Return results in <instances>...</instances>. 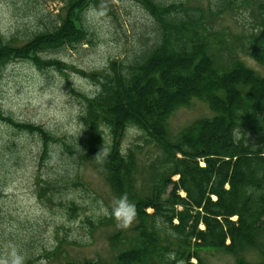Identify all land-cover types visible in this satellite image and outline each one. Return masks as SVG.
Here are the masks:
<instances>
[{
  "label": "trees",
  "instance_id": "trees-1",
  "mask_svg": "<svg viewBox=\"0 0 264 264\" xmlns=\"http://www.w3.org/2000/svg\"><path fill=\"white\" fill-rule=\"evenodd\" d=\"M133 1L150 17L151 31L127 60H112L101 72L78 71L97 91L76 94L84 133L64 146L63 153L71 165L98 161L116 198L126 196L134 206V236L111 263L65 264H206L198 255L204 251L233 256L235 264H264V76L238 58L244 54L264 67V3ZM203 1L204 6L199 4ZM61 3L55 19L21 45L15 38H0V81L6 67L17 62H28L38 71L64 72L66 66L48 55L90 43L82 16L102 2ZM253 6L260 22L246 36L229 42L224 31L214 28L227 11ZM192 100L204 102L211 117L193 121L171 138L169 118ZM0 121L39 137L41 164L48 145L58 141L43 127L15 123L1 112ZM128 130L161 153L145 195L136 189L139 148L123 152L121 147ZM58 178L50 176L40 195L65 189L68 180ZM71 209H76L73 204ZM126 240L118 232L109 243ZM249 249L258 252L256 262L241 256Z\"/></svg>",
  "mask_w": 264,
  "mask_h": 264
},
{
  "label": "rangeland",
  "instance_id": "rangeland-1",
  "mask_svg": "<svg viewBox=\"0 0 264 264\" xmlns=\"http://www.w3.org/2000/svg\"><path fill=\"white\" fill-rule=\"evenodd\" d=\"M100 1L102 6L92 7L82 16L90 43L47 54L66 66L64 72L38 71L28 62H17L6 67L0 81V112L15 123L41 126L58 140L48 145V155L41 164L39 137L0 121V264H10L13 249L23 257L22 264L27 259L31 264L111 263L134 236L135 221L125 222L126 211L120 219L102 212L103 207L111 213L118 199L102 177L98 161L71 165L63 153L64 146L76 143L84 133L79 119L81 100L76 94L91 96L97 91L78 71L101 72L112 60H127L144 46L151 31L150 17L135 1ZM199 4L204 6L206 1ZM62 6L61 0H0V38L12 37L21 45L26 36L55 19ZM252 9L227 11L214 21V28L224 31L229 42L244 37L260 22L256 6ZM238 58L264 76V67L244 54ZM211 115L204 102L192 100L169 118L170 137L176 138L193 121ZM135 146L139 148L136 189L145 195L154 168L160 166L161 153L138 132L128 130L122 150ZM50 176L67 179V187L59 194L42 196L40 188ZM118 232L127 240L112 246L109 238ZM198 255L206 264H235L233 256L222 252ZM241 256L249 262L258 260V252L252 249Z\"/></svg>",
  "mask_w": 264,
  "mask_h": 264
},
{
  "label": "clouds",
  "instance_id": "clouds-1",
  "mask_svg": "<svg viewBox=\"0 0 264 264\" xmlns=\"http://www.w3.org/2000/svg\"><path fill=\"white\" fill-rule=\"evenodd\" d=\"M124 216L125 222L130 221L134 215V206L127 201L126 196H121L117 201L114 202V207L112 208L111 213H109L107 208L102 207V212L105 216L112 215L117 219H120L122 215ZM23 257L15 252L13 249L10 253V264H22Z\"/></svg>",
  "mask_w": 264,
  "mask_h": 264
}]
</instances>
